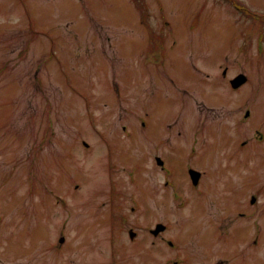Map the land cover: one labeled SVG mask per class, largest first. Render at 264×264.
I'll list each match as a JSON object with an SVG mask.
<instances>
[{"label": "rangeland", "instance_id": "rangeland-1", "mask_svg": "<svg viewBox=\"0 0 264 264\" xmlns=\"http://www.w3.org/2000/svg\"><path fill=\"white\" fill-rule=\"evenodd\" d=\"M12 99L0 264H219L200 244L236 258L264 244V0H0V112ZM186 160L206 170L199 188ZM119 222L138 237L111 234ZM263 260L264 246L236 264Z\"/></svg>", "mask_w": 264, "mask_h": 264}, {"label": "flooded vegetation", "instance_id": "flooded-vegetation-1", "mask_svg": "<svg viewBox=\"0 0 264 264\" xmlns=\"http://www.w3.org/2000/svg\"><path fill=\"white\" fill-rule=\"evenodd\" d=\"M7 112V113H6ZM13 114V103H12V109H11V112H10V109L9 108H7V109H3L1 112H0V127H3V125L4 126H6V125H12V118L13 117H10V114ZM176 123H178V121H176ZM2 131H4V130H2ZM183 132H185V134H186V131H185V129H179L178 130V135H183ZM186 136H187V134H186ZM179 138H180V136H179ZM180 146V151L179 152H184V150L186 149V148H188L189 146L188 145H186L187 147H183V146H181V145H179ZM171 153H178V152H174V151H172ZM166 155V154H165ZM149 156H150V154H149ZM153 158H154V160H155V162H156V165H157V167L161 170V172L162 173H165L166 172V176L169 178V177H171V176H173L174 175V172L172 171V170H170L167 166H166V159H165V157H164V154L161 152V154H159V153H156V154H153ZM6 158L8 159V160H10V158L6 155ZM247 158L248 159H250V156H247ZM159 159H164L165 161H164V163L162 164V165H158V160ZM4 161H6V160H4ZM186 163H187V166L189 167V172H190V169L191 168H194V169H196V170H199L200 171V169H198V164H196V163H192V160L191 161H187L186 160ZM194 166V167H193ZM196 167V168H195ZM166 176H164V178H165V181H164V187H166V188H169L168 189V191H169V193H171V195H174V193L176 192L177 194L178 193H180V190L179 189H177V188H175V187H173L171 184H170V182H169V180H168V178L166 177ZM191 176V175H190ZM201 177H202V173H201ZM192 178V177H191ZM200 182H201V178L199 179V183L198 184H194L197 188H199V186H200ZM171 187V188H170ZM253 195H256L257 197L259 196V194L258 193H254V194H251L250 195V197H252ZM187 196H189V195H182L181 197H187ZM171 197V196H170ZM169 197V198H170ZM257 203H260V201L258 200V202H257V200H256V202L255 203H252V204H257ZM240 214V215H239ZM242 216H244V217H246L247 219L249 218V212L248 211H243V209H241V210H239L238 211V218L240 219V217H242ZM233 222H236L237 220L236 219H234V220H232ZM110 226V228H109V231H111V234H119V236L120 237H122V236H124V234L125 233H127V231H129L130 230V228L131 227H129V228H125V226H120V225H109ZM241 226V224L238 226V227H240ZM238 227H236V228H238ZM248 227H250V225H245V229H246V231H248L249 230V228ZM152 229L153 228H150V231L152 232ZM167 229V228H166ZM164 230V231H162V232H160V233H158V234H153L154 235V238L155 239H157V238H159L160 237V239H163L164 240V242L165 243H168V244H171V245H173L174 244V242L171 240V239H169V238H167V239H165V237L164 236H162V234H164L166 231H168V230ZM253 229H254V226H253ZM234 230V229H233ZM230 231V232H232V236H234V234H235V232L234 231ZM247 233V232H246ZM247 235V234H246ZM109 238H111L112 239V242L114 243V242H116L112 237H110V235L108 236ZM153 240L152 241V243L153 244H155L156 243V240ZM67 240L68 239H66V240H64L62 243H60V245H58L57 246V248H61L62 246H64L66 243H67ZM263 246H264V244L261 246V244H260V238L257 236L256 237V233H255V235L252 237L251 236V238L248 240V241H246V245H244L243 246V248H242V250H240L239 252H235V251H232V250H230V252H235L236 254H237V258H236V256H234V255H230V256H227V257H223V253L225 252H223L222 254H219V253H217V252H209L211 249H209V251L206 249V247H204L202 244H200V246H199V252H200V255L201 256H203V260H205V261H208V260H210V255H212V256H214L215 258L216 257H218V260L215 262V263H217L218 261H219V264H236V261L239 259V258H252V257H256V253H257V248H263ZM71 250V249H70ZM184 260V259H183ZM264 261V260H263ZM170 264H178V261L177 260H172V261H170Z\"/></svg>", "mask_w": 264, "mask_h": 264}, {"label": "water", "instance_id": "water-1", "mask_svg": "<svg viewBox=\"0 0 264 264\" xmlns=\"http://www.w3.org/2000/svg\"><path fill=\"white\" fill-rule=\"evenodd\" d=\"M246 76L245 75H243V74H240L239 76H237L236 78H234L233 80H232V85L234 86V87H238V86H240L241 84H243L245 81H246ZM249 114V112H247V115ZM162 229H164V226L162 225V224H159L158 226H157V228L155 229V233H157V232H159L160 230H162ZM134 233L132 232V235H133Z\"/></svg>", "mask_w": 264, "mask_h": 264}, {"label": "trees", "instance_id": "trees-1", "mask_svg": "<svg viewBox=\"0 0 264 264\" xmlns=\"http://www.w3.org/2000/svg\"><path fill=\"white\" fill-rule=\"evenodd\" d=\"M249 12H250V11H249ZM251 13H252V12H251ZM148 33H149V37L151 38V40H153L154 37H155V32L153 33V32L151 31V33H150V32H148ZM156 47H161V44L157 42Z\"/></svg>", "mask_w": 264, "mask_h": 264}]
</instances>
